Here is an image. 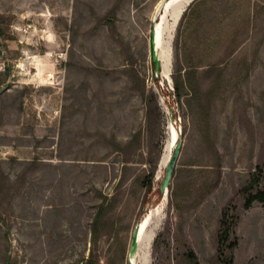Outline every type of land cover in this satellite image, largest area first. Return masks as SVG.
Listing matches in <instances>:
<instances>
[{
  "label": "rangeland",
  "instance_id": "1",
  "mask_svg": "<svg viewBox=\"0 0 264 264\" xmlns=\"http://www.w3.org/2000/svg\"><path fill=\"white\" fill-rule=\"evenodd\" d=\"M165 1L0 0V264H128L150 210L146 264H264V203L244 208L243 193L253 176L264 189V0H205L180 17L154 77L148 37ZM184 56L192 118L174 90ZM171 125L180 171L161 205ZM223 213L237 216L231 250Z\"/></svg>",
  "mask_w": 264,
  "mask_h": 264
},
{
  "label": "trees",
  "instance_id": "2",
  "mask_svg": "<svg viewBox=\"0 0 264 264\" xmlns=\"http://www.w3.org/2000/svg\"><path fill=\"white\" fill-rule=\"evenodd\" d=\"M205 0H201V2L199 3V5H197L195 8L194 6L191 7V4L188 5V7L185 9V11L183 12L181 19L185 16V15H189L190 16L194 15V13H196L197 9H201L203 5V3ZM196 5V4H195ZM193 8V9H192ZM187 12V14H186ZM176 45V42H175ZM176 63H175V84H174V90H175V94L177 96L178 99H180L182 96L185 95V105L188 109V113L189 115H191V118L194 116V112H193V108H192V103L191 100L197 99L198 98V93H199V87L198 84H196L195 80V75H196V65L194 64H190L188 58L186 56H184L182 59H180L179 57H176ZM219 79V78H218ZM141 96L144 99H148L149 101L153 100V94L150 93L148 95H146L145 90L142 89L141 92ZM192 96L193 99H192ZM200 107L203 108L204 105L200 104ZM148 108H150L149 106H147V110ZM209 110L208 105L205 106V108L203 109V113L205 115H207ZM208 125L205 127V129L203 130L204 133H202V144L204 145L205 148L212 147L214 149V154H217L215 147H214V143L211 140V136L209 135V132L207 130ZM177 164V162H176ZM156 168V163L153 165L152 169H151V174H153L154 170ZM178 168L174 167L173 170V174H172V179H171V184L169 186V191H170V195L172 196L174 194V192L177 190L178 187V183H177V178H178V174H179ZM175 181V182H174ZM258 183L259 180L258 178L254 177L252 178L251 182L249 184H247L245 187H243V193L245 196L244 199V208H250L253 203L256 202H260V203H264V189H260L258 187ZM159 186V184H158ZM158 186L157 188L154 190L153 194L155 196H157L156 201L159 202L160 200V195L158 192ZM204 193V192H203ZM200 192V195L198 197L197 201H200V199L202 198V194ZM100 214H98L94 221H92L94 228L91 229V235H92V239L93 242L96 241V237H97V224H99V218ZM237 221V216L235 215L232 220L230 221H226V214L223 213L222 217L220 219L221 222V233L219 235V241H220V246L222 247L223 245V249L224 248H228V249H233L236 245V240L233 241H229L228 243H226L228 241L229 238V234L230 232H232L233 226L235 225ZM193 264H198L197 261L193 258L192 259ZM87 264H89V260L87 261Z\"/></svg>",
  "mask_w": 264,
  "mask_h": 264
},
{
  "label": "water",
  "instance_id": "3",
  "mask_svg": "<svg viewBox=\"0 0 264 264\" xmlns=\"http://www.w3.org/2000/svg\"><path fill=\"white\" fill-rule=\"evenodd\" d=\"M182 1L183 0H173V1L166 0L160 9V15L161 14L165 15L164 11H166V15L163 16V18H160V15H159L155 17L152 21V24L150 27V33L148 37V47H149V55H150V60L152 64V72H153L154 77H156L157 74L160 73L161 71V62L159 60V57L156 51V36L159 33L162 39H164L168 43L170 34L172 30L174 29V27L176 26V24L178 23V20L180 19L183 11H185L186 9L185 7L188 6L192 2L191 0L186 4L185 7H180V5H182L181 4ZM180 9L181 11H180V14L178 15V10ZM157 27H158V30H157ZM180 148H181V138L178 137V139L176 140L172 148L168 161L165 164V167L163 170V176L159 182V186H158V192L160 195L159 201H161L164 198V196L166 199V195L168 194L173 170H174V167L176 165V162L180 154ZM140 220L137 221V223L135 224L132 230L131 241H130L129 250H128V256H129L128 264H133L131 261V258L134 257L136 250H137L138 236H139V232H140L141 224H142Z\"/></svg>",
  "mask_w": 264,
  "mask_h": 264
},
{
  "label": "bare ground",
  "instance_id": "4",
  "mask_svg": "<svg viewBox=\"0 0 264 264\" xmlns=\"http://www.w3.org/2000/svg\"><path fill=\"white\" fill-rule=\"evenodd\" d=\"M170 1H173V0H170ZM189 1H191V0H183L181 3L182 5H180V7H185ZM165 10H166V8H165ZM180 11H181V9L178 10V15L180 14ZM164 12L166 15V11H164ZM165 15L161 14L160 18H163V16H165ZM157 30H158V27H157ZM156 51H157L159 60L162 62L161 66L164 68L166 57L168 56V49L166 48V46L163 42V39L159 35V33L156 36ZM165 68H164V72H166ZM178 137H179V132L173 127V125H171V127L168 131L167 139L164 143V147H163L161 156H160L159 161H158L159 167H158L157 175H156L157 180L160 178L162 170H164L165 164L168 161V158L171 154L172 148H173L176 140L178 139ZM164 200H165V198L162 199L161 205L163 204ZM158 211H160V210H158ZM151 214H152V210H150L148 213H146L140 220L142 222V224H141V229H140L139 236H138V246H137V250H136L134 257L131 258V261L133 264H135V262H136V264H146V260L148 258L147 255L149 252V247H150L151 241L154 237V232L156 230V224L150 222ZM154 214H155V212H154ZM156 216H157V214H156ZM152 218H153V216H152ZM155 220H157V219H155Z\"/></svg>",
  "mask_w": 264,
  "mask_h": 264
}]
</instances>
